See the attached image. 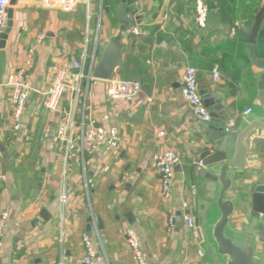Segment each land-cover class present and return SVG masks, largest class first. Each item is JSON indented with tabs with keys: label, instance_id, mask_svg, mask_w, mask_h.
<instances>
[{
	"label": "crops",
	"instance_id": "obj_1",
	"mask_svg": "<svg viewBox=\"0 0 264 264\" xmlns=\"http://www.w3.org/2000/svg\"><path fill=\"white\" fill-rule=\"evenodd\" d=\"M204 1L208 15L200 27L194 18L195 0H142L138 12L123 0L140 33L132 35L128 29L124 34L122 63L114 76L139 80L140 93L112 100L106 95L107 81L85 78L80 95L66 89L60 111H52L43 105L53 76L50 67L86 52L84 71H92L102 52L99 38L107 40L121 24L117 2L76 0L71 11H63L44 6L43 0H16L13 25L0 46V205L8 212L0 264H84L83 234L105 256L99 264H136L126 242L128 228L137 235L147 264H214L196 226L189 228L183 220L189 210L196 225L193 161L202 160L213 130L195 118L183 100L182 74L188 66L196 68L198 89L210 100L207 108L235 118L231 131L246 110L258 114L260 71L248 57L241 22L251 27L264 0ZM261 29L264 14L254 44L264 58ZM29 55L27 69L40 90L31 93L15 129L11 91L4 82ZM74 97L86 119L95 118L106 132L104 143L92 153L82 151L76 138L65 154L56 139L61 110ZM218 106L222 109L215 110ZM260 142L255 141L248 165L235 171L228 195L238 210L235 223L252 229L259 222L264 225V213L246 207L254 192L264 193ZM165 149L180 158L167 201L161 196L154 161Z\"/></svg>",
	"mask_w": 264,
	"mask_h": 264
},
{
	"label": "water",
	"instance_id": "obj_2",
	"mask_svg": "<svg viewBox=\"0 0 264 264\" xmlns=\"http://www.w3.org/2000/svg\"><path fill=\"white\" fill-rule=\"evenodd\" d=\"M116 2L121 24L116 33L107 40L99 38L102 52L92 68L93 79L110 81L114 76L115 68L122 63L124 49L122 38L131 28L132 23L126 16L123 0H116ZM15 4L16 0H10V7L7 10L8 20L5 28L0 31V46L5 44L13 25L12 6ZM263 14L264 9L256 14L254 23L249 28L244 27L241 22V27L246 34L244 40L248 46V57L260 71L256 84L260 112L255 115V112L250 110L243 114L236 129L231 132H226L224 128L227 116L221 117L216 111L210 112L212 120L208 126L213 130L210 134V147L202 157L201 168L193 171L195 206L197 203L196 234L214 259V264L218 262L220 264H264V225L259 222L252 229L249 223L246 227L236 224L238 210L228 197L233 188L234 173L248 165L255 141L261 139L260 149L261 151L264 149V58H260L254 49ZM63 83L69 86L70 77L67 76ZM39 90V86L35 85L34 95H37ZM202 97L205 106L208 107L210 100L203 95ZM219 109H222V106L215 107V110ZM250 202V206L246 205L248 209L259 214L264 213L263 192H254Z\"/></svg>",
	"mask_w": 264,
	"mask_h": 264
},
{
	"label": "built area",
	"instance_id": "obj_3",
	"mask_svg": "<svg viewBox=\"0 0 264 264\" xmlns=\"http://www.w3.org/2000/svg\"><path fill=\"white\" fill-rule=\"evenodd\" d=\"M130 5L133 11L138 12L142 9V0H124ZM46 7H58L63 11H71L76 4V0H43ZM10 7V0H0V31H2L7 23V10ZM134 13L126 12L129 19L133 18ZM208 15V6L204 0H195V22L198 26L206 25ZM129 34L138 35L140 29L137 25L131 26ZM86 52L79 59L73 58L66 60L61 64H54L50 67L53 76L47 90L44 92L45 98L43 105L45 108L52 111H60V103L66 89L70 88L80 95L79 86L83 79L91 80V71L87 74L84 71V63L86 61ZM32 61L31 55L25 60L24 66L8 74L4 85L11 91L12 101V120L14 128L19 129L24 108L31 93L34 91L31 75L28 72V67ZM93 63V60H92ZM70 77L71 84L68 86L63 83L66 77ZM213 79L218 80V71L216 68L212 70ZM106 95L112 100H126L138 95L142 89V83L139 80L121 79L113 76L110 81H107ZM181 96L187 102L190 110L195 118L199 121L208 124L212 118L209 109L205 106L203 97L198 89L197 70L192 66H188L182 74ZM151 100L150 97L147 98ZM250 109L244 113H248ZM236 126L235 118H228L224 124L226 132H230ZM79 129V133H77ZM159 136H163L164 132L159 131ZM76 138H80L81 149L84 152L92 153L97 150L106 139L104 128L98 124L95 118L86 119L85 109L81 111L78 108L77 97H74L66 109L61 110L60 120L56 129V139L62 144L65 154L73 147ZM156 167L160 172V192L164 200L171 198V186L174 179L175 166L179 164V156L170 149H165L154 158ZM193 165L199 170L202 166V160H194ZM61 203L66 201V195H60ZM8 219V212L0 205V254L3 249V233ZM183 220L189 228H195V217L186 210L183 215ZM170 225L173 224V219L169 218ZM126 242L130 248L131 256L136 264H147L140 249V243L135 232L128 228L125 230ZM82 242L84 254L81 258L84 264H99L105 261V256L98 253L92 246L88 236L83 234Z\"/></svg>",
	"mask_w": 264,
	"mask_h": 264
},
{
	"label": "trees",
	"instance_id": "obj_4",
	"mask_svg": "<svg viewBox=\"0 0 264 264\" xmlns=\"http://www.w3.org/2000/svg\"><path fill=\"white\" fill-rule=\"evenodd\" d=\"M253 15H252V13H251V16H250V19H251V17H252ZM258 38H259V43L262 45L263 43H262V41L264 40V29L262 30L261 29V31H260V33H259V35H258ZM258 45V44H257ZM258 47V51H260V53H261V48H260V46L258 45L257 46ZM262 54V53H261Z\"/></svg>",
	"mask_w": 264,
	"mask_h": 264
}]
</instances>
